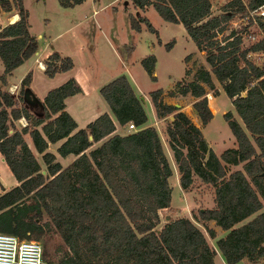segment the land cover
Wrapping results in <instances>:
<instances>
[{
    "label": "trees",
    "instance_id": "trees-1",
    "mask_svg": "<svg viewBox=\"0 0 264 264\" xmlns=\"http://www.w3.org/2000/svg\"><path fill=\"white\" fill-rule=\"evenodd\" d=\"M82 1L59 0L63 6ZM263 2L228 0L221 13L211 14V0H132L136 8L152 5L164 20L182 24L205 52L209 67L200 66L191 80L176 81L169 94L193 95V108L207 123L213 113L206 93L209 88L218 94L215 78L241 119L231 110L223 114L237 147L218 155L191 118L162 99L161 88L149 92L156 116H173L165 129L181 187L190 186L193 174L214 186V206L201 208L199 215L227 231L216 239V247L189 217L157 227L160 210L171 206L172 166L156 127L145 125L148 115L142 98L126 73L99 89L112 115L104 111L75 131L77 123L64 109L65 97L81 90L74 78L51 88L43 99L30 88L31 71L21 78L17 96L0 89V153L18 181L0 193V231L37 240L46 232H59L64 241L57 247L56 260L47 259L42 244L49 264H215L217 251L227 264L243 257L252 262L264 258V38L243 47V25L225 33L236 13L248 19L244 25L255 21L264 29V16L250 15ZM13 8L18 18L0 24L4 84L6 75L38 48L23 0H0V10ZM137 10L129 15L131 29L140 31L145 25L161 43L150 19ZM173 43L171 39L165 47ZM249 51L263 53L261 64L248 57ZM51 57L60 63L52 69L47 65L49 74L72 67L68 56L53 52ZM155 60L154 54L141 59L151 79ZM21 117L25 125L19 122ZM115 121L121 125L133 121L137 128L113 133ZM61 138L65 139L57 147L59 154H80L65 168L47 150L49 141ZM223 161L243 163V169L229 171ZM207 231L215 236L213 228Z\"/></svg>",
    "mask_w": 264,
    "mask_h": 264
},
{
    "label": "rangeland",
    "instance_id": "rangeland-1",
    "mask_svg": "<svg viewBox=\"0 0 264 264\" xmlns=\"http://www.w3.org/2000/svg\"><path fill=\"white\" fill-rule=\"evenodd\" d=\"M211 1V14H219L222 12L223 7L228 0ZM23 4L29 11V22L32 30L37 34L41 33L43 41L50 40L56 34L63 31V33L57 38H54L52 42L66 52L72 53L75 58H77L80 66L86 61L87 58H89L91 61H94L98 69L103 70L104 68L106 73L111 74L112 72L116 71V66L120 67L121 65L120 62L118 65L116 64L115 58L112 57L109 49L106 47L104 38L101 34V29L98 28V23L104 30L106 29L109 32L113 31L114 38L118 41H126L130 45L134 44L135 47L132 49V55L135 58H140L148 53H154L157 57V79L154 81L150 78L146 79L143 76V68L141 64L139 65L140 60L134 65L133 74L138 78L141 83V87L145 90H151L157 87L166 89L165 91L162 89L164 94L162 93L161 95L165 102L173 103L177 101L175 99L177 95L173 96L169 94V91L173 88L170 87L172 84L174 86L173 82L176 81L177 78L191 80L195 77L196 70L200 66L204 65L205 67H209L205 60V52L191 49L194 47V43L191 42L189 45V42L186 41L185 37L187 38V34L182 25H177L174 22L164 20L152 5H148L144 9L136 8L133 5L132 0H86L84 4L75 9H73L71 6L61 5L59 0H24ZM94 8L97 10L94 14H92ZM135 9L139 10V14L145 15L150 19L152 24L156 27L161 37V39L159 37L160 42L162 40L163 43L161 44L163 45L153 44V42L156 41L155 33L147 29L140 33V31H134L130 28L129 15L130 13H135ZM235 15L236 16L233 19L237 20L240 25H243L241 32L243 47H249L257 39L264 38V29L260 28L255 23V21H251L250 24L244 25L247 23L248 19L246 17H238V13ZM239 26H235L233 22H229L228 29L225 33H228L230 29H234L235 27ZM249 32H251L254 37L247 38L246 34ZM171 39H174V44L177 43L176 49L174 48L172 52L164 47V43ZM78 44L83 45L85 53H82L81 49L75 47ZM90 44H93L94 46H91ZM127 51H130V48L127 47ZM92 52H96V56L91 55ZM121 52L124 53L123 48H121ZM86 53H89L91 57L88 54L85 55ZM248 53H250L248 56L250 59H252L257 64H261L263 59V53L261 51H249ZM183 65L186 69H188L185 77H183L182 73L184 69ZM49 68L52 67L50 66ZM18 73L19 70L14 73L15 77H17ZM215 83L217 88L222 87L217 81ZM7 84L8 83H5V89L8 90L10 85ZM42 85L43 83L40 82V79L38 77L35 78V87L37 90L42 89ZM19 87L20 84H17V88L13 93L14 96H17ZM137 94L141 96L145 109H148L151 102L149 95L147 94V96H144L140 92H137ZM206 95L208 99V105L212 112L213 109L216 111L217 104L219 105V108H221V106H225L223 108V110H225L224 112L231 110L230 107L226 106L228 105V99L225 98L224 94L219 96L214 95L212 91L207 88ZM193 98L194 97L187 96L186 100H184L182 104L184 110L186 111L185 113L189 116H192L189 108L190 102ZM18 103L25 104L23 101H19ZM231 111L233 116L239 119L237 113L235 111L233 112V110ZM223 113L218 110V112L214 113L210 119V124L207 127L203 126V133L206 135L210 143L213 144V149L217 151L227 147H235L232 144V141L235 139L234 135L227 121L225 120ZM169 119L170 117L166 116L161 118L157 117V120L156 118H151L150 121L153 123V126L156 127L160 135L163 150L172 166L173 172L169 178V181L173 187L175 186V183L178 179V174L176 172L177 168L172 156V151L168 145V138L165 129L166 122ZM132 130L133 128L130 129L124 125V127L119 129V132L121 134H125ZM101 141L102 140L92 144L91 147L96 146ZM235 145H237L236 141ZM84 154H86V151ZM223 163L225 162L223 161ZM225 165L229 171L234 169H243V163H225ZM41 168L44 172L46 171L44 167ZM0 171L2 173V178L4 181L3 183L7 184V182L10 181L8 178L9 176L11 179H15L7 165L4 168L0 166ZM186 191L188 193L183 194L181 192L180 196L175 194L174 202L171 204V206L160 210V219L157 227L160 228L164 223L176 217H189L204 232L209 244L213 247H216V239L224 236L227 231L222 229L216 221L204 220L199 215V210L201 208L210 207L215 204L214 186L211 183L203 181L198 175L194 174L193 182L189 187L186 188ZM208 227L214 229V237L209 235L207 231ZM38 240L45 248L47 259L49 261L56 260L59 255V252H57V247L64 241L59 232H46L40 236ZM219 254L220 252L217 251L215 256L220 257ZM218 264L220 263L218 262ZM236 264L250 263L240 262Z\"/></svg>",
    "mask_w": 264,
    "mask_h": 264
},
{
    "label": "crops",
    "instance_id": "crops-1",
    "mask_svg": "<svg viewBox=\"0 0 264 264\" xmlns=\"http://www.w3.org/2000/svg\"><path fill=\"white\" fill-rule=\"evenodd\" d=\"M23 2H24V0H23ZM85 2H86V0H83L80 3L71 5V7L73 9L78 8L79 6L84 4ZM96 10L97 9L94 8L93 11H92V14H94ZM135 10H137V9H135ZM137 11L139 12V10H137ZM6 12H9V13H6ZM17 18H18V14L16 13V10L14 8L12 10H10V11H5L3 9L0 10V24L1 25H4V24H6L8 22H13ZM28 22H29V11H28ZM175 24L182 25L180 23H175ZM182 27H183V25H182ZM98 28L101 29V34H102V37L104 38V43H105L106 47L109 49V52L112 55V57L115 58L116 64L118 65L119 62L121 63L120 67L116 66V68H115L116 71L112 72L111 74H108V73L105 72L104 68H103V70L102 69H98V67L96 66L94 61H91L89 58H87L86 61L80 66L78 61H77V58H75V56L72 53L66 52L65 50L59 48L58 46H56L52 42V40L54 38H57L58 36H60L63 33V31H61L58 34H56L52 39L43 41L41 33H38V34L35 33L32 30L30 22H29V31L31 32V34H34L36 36V39H37V42H38V48L33 54H31L30 56L25 58L21 64L16 66L10 73H8L6 75V82L8 83L7 85L20 84L21 78L28 71H31L30 88L32 89V91L39 98L43 99V97L46 95V93L51 88H54V87L62 84L63 82H65L69 78H74L77 81V83L79 84L81 90L79 92H77V93H74V94L66 96L65 99H64V104H65L64 109L66 111H68L73 116V118L75 119V121L77 123V126H76V128L73 131L77 130L80 127H85L86 124L89 121L93 120L96 116H98L100 113H102L104 111L109 112L111 114L109 105L107 104V102L105 101L103 96L101 95L99 89H100V87L102 85H104V84L108 83L109 81L113 80L115 77H117L121 73H126L128 75V77L130 78V80H131L136 92H140L144 96H147V94L149 95V92L154 90V89H151V90L150 89H148V90L143 89L141 87L140 81L133 74L134 65L139 60H140V63H139V65H140L141 64V59L144 56H142L140 58H135L132 55V51H133L132 49H134V47H135L134 44L130 45L126 41H122V40L118 41L117 39L114 38L113 31L109 32L106 29L104 30L103 28H101L99 23H98ZM145 29H147L146 26L142 25V29L140 30V33L144 32ZM184 30H185V28H184ZM185 32H186V30H185ZM186 34H187V32H186ZM159 37H160V35H159ZM160 39H161V37H160ZM185 39H186L187 42H189V45H190L191 42L194 43V41L190 38V36L188 34H187V38L185 37ZM101 42H102V39H101ZM161 43H163L162 40H161ZM161 43H158L157 37H156V41L153 42L154 45L155 44L163 45ZM90 45L94 46L93 44H90ZM176 45H177V43L174 44V46L172 45L171 48L167 49L165 47V43H164V47L167 50H170L171 52L174 50V48L176 49ZM75 47L78 48V49H81L82 53H85L83 45L78 44ZM127 47L130 48V51H127ZM121 48L124 49V53L121 52ZM191 49L192 50L196 49V50L200 51L196 47L195 43H194V47H192ZM53 52H58L61 57H65V56L70 57L72 59V62H73L72 67H70L69 69H66V70H56L53 73L49 74L43 67L38 65V63L41 62V65L46 64V65H49V67L51 66L52 68L57 67L59 65V63H60V60H56V59L51 57V53H53ZM87 54L90 57H91V55H95L96 56V52H92L91 55L89 53H86L85 55H87ZM148 54H154V53H148ZM148 54H146V55H148ZM154 56L156 58L155 64H154V68H153V75L155 76V79H151L150 75L146 72V70L144 69L142 64H141V66L143 68L142 69L143 76L146 79L150 78L151 80L155 81L157 79V75H156L157 57H156L155 54H154ZM183 67H184V65H183ZM52 68H50V69H52ZM17 70H19V73L17 74V77H15L14 73H16ZM37 70H38V72H37ZM185 70H186V68L184 67L183 72H182L183 73V77L186 76ZM2 73H3V63H2V61L0 59V75ZM37 77L40 79V82L43 83V85H42L43 88L42 89H38V90L35 87V78H37ZM181 79H183V78H179V79L177 78L176 81L181 80ZM187 80H190V79H187ZM176 81L173 82L174 85H175ZM214 81L216 82L217 80L214 78ZM1 82L2 81L0 79V89H5L6 85L4 83H1ZM172 87L174 88L173 84H172V86L170 88H172ZM157 88L163 89L162 87H157ZM157 88H155V89H157ZM163 90L165 91L166 89H163ZM163 90H162V93L164 94ZM218 91L219 92H218L217 96L224 94L225 98L228 99V105H226V103H225V105L230 107L231 110H233V112H234L235 108H234V106H233V104L231 102V98L226 95V93H225V91L223 90L222 87L218 88ZM175 95H177L175 97V99L177 101L173 102L172 104H175V105L179 106L181 110L186 112L184 110L183 105H182L183 101L186 100L187 96L193 97V95H191L189 92L186 93V94L177 93ZM193 101H194V98L191 100L190 108H189L190 112L192 113L191 114L192 116H189V115L188 116L191 118L192 122L201 129V131L203 133L204 132L203 131L204 127H207L210 124L211 120H209L207 123H202L201 119L197 115L196 110L193 108V105H192ZM218 106L219 105L217 104L216 111L213 109V112H212L213 114L217 113L218 110H220L221 113H223L225 111V110H223V108L225 106L224 107L221 106V108H219ZM146 112H147V115H148V120L145 123V125H153V123H151L150 120H151V118H154V119L156 118V120H157V116H156V114L154 112V109H153V106H152L151 102H150L149 108L146 109ZM238 121L241 122V119L239 118ZM19 122H20V120H19ZM115 123H116V128H115L113 133H120L119 129L121 127H124V125H121V124H119L116 121H115ZM15 124L18 126V122L15 121ZM203 135H204L209 147H211L213 149V144L210 143V141L207 139V137H206V135L204 133H203ZM26 139H27V142L30 145V147L33 149L31 140L29 139L28 136H26ZM64 139L65 138H61V139H59V140H57L55 142H50L49 141L48 142V147H47V150L53 152L56 155V160H58L61 163L63 168H65L66 166L71 164L80 155V154L76 155V154H74L72 152L68 153V154H66L64 156L59 154L58 151H57V147L62 143V141ZM235 141H236V139H234L232 141V144H233V146L237 147V145H235ZM225 149L226 148H224V149H222L220 151H217L215 149H213V150L216 152V154L220 155L222 153V151L225 150ZM36 156H37V158H38V160H39V162L41 164V167L46 168L45 163L43 161L41 163V160H42L41 154L37 152ZM0 166H2L3 168L6 166L4 157L1 155V153H0ZM42 171H43V169H42ZM177 174H178V172H177ZM8 178L10 179V181H8L7 184L3 183L4 181H3V178H2V173L0 171V188H1L0 189V193L3 192L2 188H4L6 190V189H9L12 186L18 184V181L16 180L15 177H14L15 179H11L10 176ZM193 178H194V174H193ZM181 192L183 194L188 193L186 191V188H182L181 187V185L179 183V175H178V179H177V181L175 183V186L172 187L171 204L174 202L175 194L180 196ZM212 206H214V205H212ZM212 206H210V207H212ZM219 256L220 257L215 256V264H218V262L220 264H227L221 253L219 254ZM240 262H242V263L249 262L250 264H252V263L253 264H264V258H260L256 262H251V260H249L247 257H243L242 259H240L236 263H240Z\"/></svg>",
    "mask_w": 264,
    "mask_h": 264
},
{
    "label": "built area",
    "instance_id": "built-area-1",
    "mask_svg": "<svg viewBox=\"0 0 264 264\" xmlns=\"http://www.w3.org/2000/svg\"><path fill=\"white\" fill-rule=\"evenodd\" d=\"M250 15L264 16V2L251 10ZM233 23L235 26L240 25L237 20ZM246 37L250 38L254 35L249 32ZM38 65L44 69L47 68V65H41V62ZM16 88L17 84H10L8 90L14 93ZM19 120L22 125L26 124L24 117ZM126 126L130 129L137 128L133 121H128ZM0 264H49V262L43 255V246L39 240L21 238L16 234L0 231Z\"/></svg>",
    "mask_w": 264,
    "mask_h": 264
},
{
    "label": "water",
    "instance_id": "water-1",
    "mask_svg": "<svg viewBox=\"0 0 264 264\" xmlns=\"http://www.w3.org/2000/svg\"><path fill=\"white\" fill-rule=\"evenodd\" d=\"M173 118V116L172 115H170V119H172Z\"/></svg>",
    "mask_w": 264,
    "mask_h": 264
}]
</instances>
